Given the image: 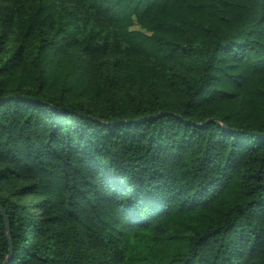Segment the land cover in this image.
Instances as JSON below:
<instances>
[{
  "label": "trees",
  "instance_id": "1",
  "mask_svg": "<svg viewBox=\"0 0 264 264\" xmlns=\"http://www.w3.org/2000/svg\"><path fill=\"white\" fill-rule=\"evenodd\" d=\"M2 5L0 264H264V0Z\"/></svg>",
  "mask_w": 264,
  "mask_h": 264
},
{
  "label": "rangeland",
  "instance_id": "2",
  "mask_svg": "<svg viewBox=\"0 0 264 264\" xmlns=\"http://www.w3.org/2000/svg\"><path fill=\"white\" fill-rule=\"evenodd\" d=\"M0 14L3 19L8 17L11 14L10 7L8 5H2L0 9ZM3 19H1L0 21H2ZM116 79H123L122 73L119 72L118 68L115 66V60L109 59L107 61L106 69L104 73L102 74V80L104 82H109L110 80L114 81ZM131 94L133 96L137 95L135 91H132ZM23 186H24V183L17 182L13 186H11L9 190L4 191L3 194L4 195H15V193ZM15 199L25 202V203H29L33 200V197L31 195H22V196L15 197Z\"/></svg>",
  "mask_w": 264,
  "mask_h": 264
},
{
  "label": "water",
  "instance_id": "3",
  "mask_svg": "<svg viewBox=\"0 0 264 264\" xmlns=\"http://www.w3.org/2000/svg\"><path fill=\"white\" fill-rule=\"evenodd\" d=\"M0 210H2V208L0 207ZM3 215L6 216V213L3 211ZM6 225L8 226V220L6 219ZM10 254H12V250L10 251Z\"/></svg>",
  "mask_w": 264,
  "mask_h": 264
}]
</instances>
